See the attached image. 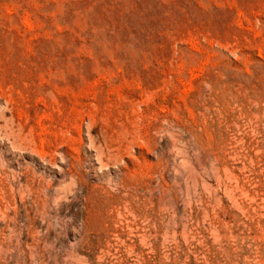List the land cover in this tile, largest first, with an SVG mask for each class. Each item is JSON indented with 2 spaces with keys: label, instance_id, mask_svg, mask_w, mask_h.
Segmentation results:
<instances>
[{
  "label": "rangeland",
  "instance_id": "rangeland-1",
  "mask_svg": "<svg viewBox=\"0 0 264 264\" xmlns=\"http://www.w3.org/2000/svg\"><path fill=\"white\" fill-rule=\"evenodd\" d=\"M0 171V264H264V0H0Z\"/></svg>",
  "mask_w": 264,
  "mask_h": 264
},
{
  "label": "bare ground",
  "instance_id": "bare-ground-1",
  "mask_svg": "<svg viewBox=\"0 0 264 264\" xmlns=\"http://www.w3.org/2000/svg\"><path fill=\"white\" fill-rule=\"evenodd\" d=\"M41 154H42V153H41ZM108 165H109V164H108ZM0 172H1V171H0ZM78 174H79V172H78ZM72 176H73V175H72ZM156 177H157V176H156ZM72 179H73V178H72ZM6 181H7V180H6ZM74 181H75V180H74ZM7 182H8V181H7ZM76 184H77V183H76ZM76 184H75V185H76ZM72 185H73V184H72ZM9 186H10V185H9ZM12 188H13V187H12ZM28 188H29V187H28ZM14 190H15V189H14ZM25 190H26V189H25ZM81 190H82V189H81ZM12 191H13V190H12ZM10 192H11V191H10ZM24 192H26V191H24ZM24 192H23L22 194H24ZM30 192H31V191H30ZM14 193H15V192H14ZM15 194H16V193H15ZM0 196H1V195H0ZM3 196H4V194H3ZM13 196H15V195H13ZM13 196H12V197H13ZM22 196H23V195H22ZM4 198H5V197H4ZM4 198H3V199H4ZM19 198H20V197H19ZM14 199H15V198H14ZM19 200H20V199H19ZM5 201H6V199H5ZM17 201H18V200H17ZM15 203H17V202H15ZM2 204H3V203H2ZM8 204H9V203H8ZM9 205H10V204H9ZM16 205H17V204H16ZM4 206H5V204H4ZM6 206H7V204H6ZM8 208H11V207L8 206ZM8 208H4V209H6V210L8 211ZM0 209H1V208H0ZM14 209H15V208H14ZM0 211H1V210H0ZM4 211H5V210H4ZM11 211H12V210H11ZM2 214H3V213H2ZM0 215H1V214H0ZM5 215H6V213H5L4 215H2L3 217H5L4 220L8 217V216L6 217ZM10 217H11V216H10ZM1 220H3L2 217H1ZM4 220H3V221H4ZM9 229H10V228H9ZM12 229H13V228H12ZM25 229H26V227H25ZM37 233H38V231H37ZM3 243H4V242H3ZM3 243H2V244H3ZM72 246H73V245H72ZM3 247H4V246H3ZM31 247H32V246H31ZM31 247H30V248H31ZM33 248H34V247H33ZM34 249H35V248H34ZM31 250H32V248H31ZM34 251H36V250H34ZM34 251H33V252H34ZM37 253H38V252H37ZM33 256H34V254H33ZM82 257H83V256H82ZM82 257H81V258H82ZM33 261H34V260H33Z\"/></svg>",
  "mask_w": 264,
  "mask_h": 264
}]
</instances>
